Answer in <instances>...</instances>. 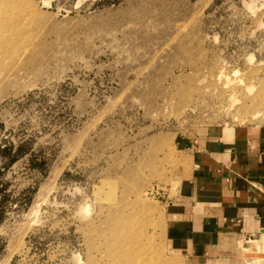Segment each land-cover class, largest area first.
<instances>
[{"label": "rangeland", "instance_id": "374dc122", "mask_svg": "<svg viewBox=\"0 0 264 264\" xmlns=\"http://www.w3.org/2000/svg\"><path fill=\"white\" fill-rule=\"evenodd\" d=\"M258 124L264 0H0V264L226 263L179 239L184 141Z\"/></svg>", "mask_w": 264, "mask_h": 264}, {"label": "crops", "instance_id": "0c3cea01", "mask_svg": "<svg viewBox=\"0 0 264 264\" xmlns=\"http://www.w3.org/2000/svg\"><path fill=\"white\" fill-rule=\"evenodd\" d=\"M186 144L190 169L171 205L179 239L222 264H245L264 252V124L213 127ZM251 240L260 249L246 251Z\"/></svg>", "mask_w": 264, "mask_h": 264}, {"label": "bare ground", "instance_id": "6f19581e", "mask_svg": "<svg viewBox=\"0 0 264 264\" xmlns=\"http://www.w3.org/2000/svg\"><path fill=\"white\" fill-rule=\"evenodd\" d=\"M136 263H138V262L136 261ZM136 263H135V264H136ZM132 264H133V262H132ZM138 264H139V263H138Z\"/></svg>", "mask_w": 264, "mask_h": 264}]
</instances>
